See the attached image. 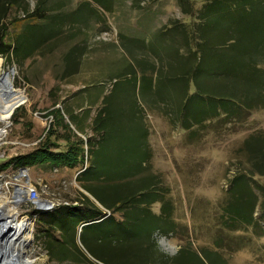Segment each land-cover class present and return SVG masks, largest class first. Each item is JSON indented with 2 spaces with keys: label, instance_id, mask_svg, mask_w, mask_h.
<instances>
[{
  "label": "rangeland",
  "instance_id": "374dc122",
  "mask_svg": "<svg viewBox=\"0 0 264 264\" xmlns=\"http://www.w3.org/2000/svg\"><path fill=\"white\" fill-rule=\"evenodd\" d=\"M259 2L250 1L252 6L264 7V3ZM88 3L93 4V1L0 0L2 69L11 73L16 91L27 97V101L15 109L8 122L0 123V129L7 131L0 142V170L16 157L35 149L38 140H46L47 130L58 121L57 110L62 113L61 108L66 100L80 99L84 86H87L88 90L89 86L101 84L106 93L113 89L118 82L117 77L128 68L131 59L122 48V34L142 37L150 41L148 32L154 33L167 25L172 18L189 24L194 21V18L182 14L177 0L155 2L114 0L113 12L108 14L100 12L105 17L103 21L90 23L86 20L87 23H82L83 26L75 27L64 22L65 35L54 40L49 47H46L43 54L40 53L41 51L36 52L24 61L13 55L14 48L2 44V36L6 28L8 31L4 43L11 45L13 37L20 33L27 21L40 27L39 34L42 31L41 27H44L45 34H50L53 28L55 29V27L51 28L50 21L40 22L41 19L30 17L41 11L51 16L59 14L58 16L62 18H75V21L81 22L83 9ZM187 3L195 10H201L209 2L189 0ZM212 7L220 9L215 21L217 30L231 28V24H234V13L229 12L227 4L220 2ZM257 12L260 13L258 15L262 14L261 11ZM141 27L147 32L143 33ZM250 28H260V24H251ZM240 29L244 31L243 28ZM80 31L83 32L75 33ZM256 32L257 30L247 33L249 41ZM74 33L77 37L71 39ZM226 35L227 32L223 36L213 35L212 43L225 44L228 41ZM123 43L129 45L127 42L123 41ZM75 46H79L85 52L82 55L78 54L75 59L73 55L70 56L72 58L70 61L74 60V62L69 64L65 60ZM147 54V57L152 55ZM57 104L60 108L54 109ZM222 116L195 131H185L170 123L159 113L147 112L153 156L148 171L143 172L141 177L160 178L159 182L173 206L171 227L160 229L156 219L163 213L171 212L169 205L166 206L157 199V192L146 197H138L135 201L138 209L131 215L127 211L128 214L124 217L122 210L108 212V217L111 215L112 217L108 219L105 229L112 231L121 229L122 233V240L119 243L115 244L106 239L104 244L99 246L100 249L104 248L108 251L112 263L157 264L155 256L153 258L155 240L159 250L171 258L177 257L184 249L181 257L184 264H264L263 231L260 228L256 231L253 226L241 232L230 230L229 224L232 220L228 219L227 212L228 206L232 208L236 202L234 201L236 199L230 200L228 196L236 176L248 171L251 166L247 161L248 154L251 153L246 148L248 139L252 135L260 136L264 150V107L253 111L244 123H240L234 116L231 118ZM34 173L35 175L31 174L32 177H38V167L34 168ZM128 173L131 172L122 175L126 176ZM73 176L74 171L59 169L56 177L62 178L61 182L65 180L66 184H58L53 189L40 190L44 199L56 204L55 209L64 203H72L71 200L81 191L74 182L71 184L70 180ZM135 177L137 178H133L130 182L123 180L125 186H129L126 190L127 194L148 188L156 182L155 179L148 178L142 181L141 177ZM254 180L257 186L264 184V178L255 176ZM149 182L152 183L148 184ZM239 192L242 195L247 193L243 188ZM256 192L260 194L259 190ZM259 197L260 202L255 208L256 218L262 213V196ZM246 199L249 204L244 205V210L247 215H251L253 196H250L249 200ZM143 205H146L147 211L144 214L141 210ZM43 212L49 211L37 210V206L25 203L21 207L18 206V221L26 223L29 227L32 242L26 251L35 261L34 264H56L51 261L46 250L45 224L41 221ZM26 217L36 220L35 225L33 221L24 219ZM118 222L119 227H117ZM154 230L157 231L155 234L152 233ZM239 244L241 247H238ZM93 262L104 264L95 260ZM63 264L73 263L69 261Z\"/></svg>",
  "mask_w": 264,
  "mask_h": 264
},
{
  "label": "trees",
  "instance_id": "16d2710c",
  "mask_svg": "<svg viewBox=\"0 0 264 264\" xmlns=\"http://www.w3.org/2000/svg\"><path fill=\"white\" fill-rule=\"evenodd\" d=\"M92 1L93 4H86L83 9L81 22L75 21V18H62L58 16L59 14L51 16L41 11L30 17L39 18L40 22L50 21L51 28L55 27L50 34H45L44 27H41L42 31L39 34L40 27L27 21L20 33L13 37L11 45L4 43L8 31L6 28L2 44L14 48L13 55L24 61L36 52L41 51L43 54L54 40L65 35L64 26L67 24L75 27L83 26L82 23H87L86 20L90 23L103 21L98 7H102L106 12H112L114 9V0ZM187 1L189 0H178V3L185 14L195 18V22L187 25L174 20L163 30L164 40L162 39L153 49L159 63H152L147 58H137L138 52L143 51L144 46L121 35L122 48L133 62L117 77L118 82L105 97L104 106L99 110L94 122V131L99 138H88L86 149L85 141L78 137L75 144L77 146L70 148L68 153L52 154L51 157H56L61 163L71 167L79 160L85 163L86 157L90 164L78 176V182L86 193L82 191L77 193L74 199L77 204H63L53 212L41 215V221L45 224L46 250L51 261L94 264L95 260L99 263L114 264L108 251L99 248L106 239L115 244L122 240L121 229L116 231L105 229L108 219L112 217V215L108 217V212L122 210L124 217L128 213L131 215L138 209L135 202L138 197H146L154 192H157L158 200L171 208L168 214L166 212L159 218L156 217L160 229L171 227L173 206L159 182L160 178L141 177L143 172L148 171L152 153L148 142L149 130L138 109L136 94L138 87L139 97L148 107H155L156 102L167 105L174 112L175 120L180 122L186 131H195L222 115L230 118L234 116L240 123H244L253 111L264 107V7L252 6L251 0H208L206 6L196 11ZM256 1L264 3L263 0ZM220 2L227 4L229 12L234 13V24L222 31L217 30L215 26L220 9L212 7ZM257 11H261L262 14L258 15L260 13ZM254 23L260 24V28L251 29L250 25ZM247 29L250 32L257 30L250 41ZM83 31L75 33L80 34ZM226 32L228 41L225 44L212 43L213 35L223 36ZM75 33L71 35L74 36L71 39L77 37ZM123 41L129 45H125ZM81 49L79 46L73 47L65 61L73 63L74 60L70 61L72 59L70 56L73 55L75 59L78 54L82 55L85 51ZM152 86L156 87L155 92L152 91ZM57 113L62 114L60 111ZM246 148L251 151L247 160L251 166L248 171L236 176L234 186L228 193L230 200L236 199L234 206L231 208L229 205L227 208L228 219L232 220L229 224L231 228H228L234 232H241L253 226L256 231L260 228L264 234V184L257 186L254 180L255 176L264 178V150L261 137L252 135L246 143ZM37 155L38 151L17 157L10 164L14 163V166L29 164ZM127 172L131 173L122 175ZM135 176L141 177L142 181L150 178L156 182L148 188L127 194L129 186H125L123 180L130 182L137 178ZM241 188L247 193L240 194ZM256 190H259V195L262 196V213L259 214V218L255 217V208L260 202ZM250 196H253V209L251 215H247L244 205L248 203L246 198L249 200ZM145 206L141 208L143 214L147 212ZM119 225L118 222L117 227ZM156 232L152 231L153 234ZM153 245H155L153 258L155 256L157 264L183 263L181 257L184 249L177 257L171 258L159 250L155 240Z\"/></svg>",
  "mask_w": 264,
  "mask_h": 264
},
{
  "label": "crops",
  "instance_id": "0c3cea01",
  "mask_svg": "<svg viewBox=\"0 0 264 264\" xmlns=\"http://www.w3.org/2000/svg\"><path fill=\"white\" fill-rule=\"evenodd\" d=\"M156 1H159V0H156ZM151 2H155V1H151ZM177 2H178V0H177ZM178 6L180 7V5H178ZM114 7H115V5H114ZM98 10H99V12L102 11L105 14L111 13V12H106L102 7H98ZM181 10H182L183 15H187L184 13L182 8H181ZM187 16H190V15H187ZM190 17L194 18L192 16H190ZM103 19H105L104 16H103ZM174 20L181 21L187 25L189 24V23H186L185 21H182L180 19H175V18L173 19L172 18V19H170V21L167 25L158 29L154 33L148 32V34H150V36L148 37V39L150 41H147V39H144L142 37L139 38V37L128 36L125 34L124 35L122 34V35L126 36L127 38H130L131 40L139 42L144 46V50L139 51L140 53H144V54H139V52H138L137 58H139V59L147 58L152 63L153 62L159 63V62H157L158 59H156L154 52H153L154 46H157L158 43L162 39L164 40V36H163L164 31L163 30L165 28H167L168 26H170V23ZM194 22H195V18H194V21L192 23H194ZM141 28H142L141 30H144L143 33L147 32L143 27H141ZM147 53L152 54V55H150L151 57H147V55H148ZM131 60H132V58L130 59V63L133 62V60L132 61ZM129 64H128V66H129ZM151 74L152 73H150V75ZM154 77L156 78L155 74H154ZM152 91L153 92L156 91L155 86L154 87L152 86ZM109 93L110 92L106 93L104 91V88L102 87L101 84L98 86H89L88 90H87V86H84L80 99H78L76 101H75V99H69L63 103V106L61 108L62 109V116L59 115L58 121L49 130H47L48 132L50 131L49 134L47 132V135H48L47 139L44 141H43V139L38 140V146L35 149H33L32 151H30L28 153H24V154L18 156V157H24V156H27L29 154H32V153H35L38 151L37 158L33 162H30L29 164L22 165V166H18V165L14 166V163L10 164V162H9L8 164L5 165V167L3 166L2 170H0V172H8L11 174H17V173H19V171L21 169L26 168L29 170L31 181L38 187L39 190H43L44 187H46L47 189H51V188L53 189V188L57 187L58 184H63V185L66 184L65 180L63 182H61L62 178L57 179V177H56L58 175L59 169H65L68 172L74 171V176L70 180L71 184L74 182L76 187H78V190H81L82 192L86 193V191L81 187L80 183L78 182V176L82 172H84V170L89 166L90 162H89L88 158L86 157L85 163H81L79 160L78 163L74 162V164H76V165H74V167H71L68 164L61 163L59 161V159L58 160L56 159V157H51V156H52V154H60V153L66 154V153H68L70 148H72L73 146H75V147L77 146L75 144H77V141H78L77 138L78 137L82 138L85 141L84 147L86 149H88V146L86 143L88 138H99V135H96L95 131H94V122H95L96 117L98 116L99 110H101L104 106L105 97ZM136 94L138 97L139 113L143 117V120L146 123L147 128L149 130L148 142H149L150 150H151V153L153 156V152L151 149V143H150V139H149L150 138V129H149L148 121H147V112L150 111V112L159 113L160 115L167 118L170 121V123L175 124V125L179 126L180 128H182V127L180 125V122L175 120L174 112L171 111V109H169L167 107V105L159 104V102H156L157 104L155 105V107H153V108L148 107L145 104V102H143V100H141L139 97L140 96L139 95V87L136 89ZM89 100H90V102H89ZM57 108H60V106L58 104L56 106H54V109H57ZM57 112H58V110H57ZM53 139H55L56 141ZM36 144L37 143L35 142L34 145H36ZM36 167H38V177L33 178L32 175H35L34 168H36ZM31 171L33 174L31 173ZM71 202L72 203L68 202V203H64V204H77V202L74 201V198L71 200ZM53 211L54 210L49 211V212L51 213ZM43 213H45V212H43ZM41 215H42V213H41ZM52 262H54L56 264H63V263H59V261H57V260H54ZM66 262H69V261H66Z\"/></svg>",
  "mask_w": 264,
  "mask_h": 264
},
{
  "label": "bare ground",
  "instance_id": "6f19581e",
  "mask_svg": "<svg viewBox=\"0 0 264 264\" xmlns=\"http://www.w3.org/2000/svg\"><path fill=\"white\" fill-rule=\"evenodd\" d=\"M26 101L27 97L20 95L14 88L11 73L3 71L2 60L0 59V123L8 122L15 109ZM6 133V129H0V142L2 141L3 135H6ZM20 196L25 197L23 191H20ZM17 205H13L9 198L0 196V218L1 220H5L4 225H6V230L0 231V236L5 231H14V235L11 237L12 248L7 250L6 246L3 249L5 251L3 254H0L2 257L1 260L12 264H34L35 261L28 256L26 251L32 242L29 227L26 223H20L18 221ZM48 205L49 204H46V206Z\"/></svg>",
  "mask_w": 264,
  "mask_h": 264
},
{
  "label": "built area",
  "instance_id": "2783aa9c",
  "mask_svg": "<svg viewBox=\"0 0 264 264\" xmlns=\"http://www.w3.org/2000/svg\"><path fill=\"white\" fill-rule=\"evenodd\" d=\"M47 189L44 187L43 190ZM20 191H23L25 197L20 196ZM3 198H9L13 205L23 206L25 203H29L37 206V210L52 211L55 209L56 204L50 200L44 199L38 187L31 181L29 170L23 168L17 174H11L8 172H0V196ZM21 198V200H20ZM46 204H49L46 206ZM33 221L35 225L36 220H32L28 217L24 218ZM19 220V219H18ZM5 220L0 218V231L6 230L4 225ZM14 231H5L0 236V253L7 246V250L12 248V236ZM7 244V245H6ZM9 246V248H8Z\"/></svg>",
  "mask_w": 264,
  "mask_h": 264
},
{
  "label": "water",
  "instance_id": "95a60500",
  "mask_svg": "<svg viewBox=\"0 0 264 264\" xmlns=\"http://www.w3.org/2000/svg\"><path fill=\"white\" fill-rule=\"evenodd\" d=\"M0 254H3V253H0ZM1 259H2V257L0 255V264H12V263L6 262V261L1 260Z\"/></svg>",
  "mask_w": 264,
  "mask_h": 264
}]
</instances>
